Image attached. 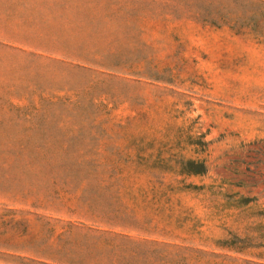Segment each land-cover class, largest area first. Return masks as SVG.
Instances as JSON below:
<instances>
[{
  "label": "rangeland",
  "instance_id": "1",
  "mask_svg": "<svg viewBox=\"0 0 264 264\" xmlns=\"http://www.w3.org/2000/svg\"><path fill=\"white\" fill-rule=\"evenodd\" d=\"M0 264H264V0H0Z\"/></svg>",
  "mask_w": 264,
  "mask_h": 264
}]
</instances>
